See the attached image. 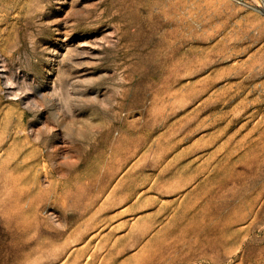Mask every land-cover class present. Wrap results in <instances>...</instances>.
Masks as SVG:
<instances>
[{
	"label": "rangeland",
	"instance_id": "374dc122",
	"mask_svg": "<svg viewBox=\"0 0 264 264\" xmlns=\"http://www.w3.org/2000/svg\"><path fill=\"white\" fill-rule=\"evenodd\" d=\"M0 264H264V0H0Z\"/></svg>",
	"mask_w": 264,
	"mask_h": 264
},
{
	"label": "bare ground",
	"instance_id": "6f19581e",
	"mask_svg": "<svg viewBox=\"0 0 264 264\" xmlns=\"http://www.w3.org/2000/svg\"><path fill=\"white\" fill-rule=\"evenodd\" d=\"M197 1V0H196ZM187 7V6H186ZM254 7V6H253ZM243 18V17H242Z\"/></svg>",
	"mask_w": 264,
	"mask_h": 264
}]
</instances>
